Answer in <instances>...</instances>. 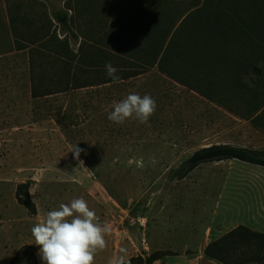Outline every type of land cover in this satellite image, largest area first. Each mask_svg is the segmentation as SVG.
<instances>
[{
    "label": "rangeland",
    "instance_id": "obj_1",
    "mask_svg": "<svg viewBox=\"0 0 264 264\" xmlns=\"http://www.w3.org/2000/svg\"><path fill=\"white\" fill-rule=\"evenodd\" d=\"M152 4L0 0V264H28L34 258L43 264L31 234L38 221L36 205L42 219L60 203L80 197L102 224L112 227L94 264H108L113 256L124 255L127 261L160 251L170 254L152 264L204 256L209 233L236 221L264 232V166L223 160L204 163L184 178L175 175L189 156L211 144L264 154V105L260 111L252 109L255 100L264 99V69L256 72L253 63L250 77L243 79L245 86H257V95L240 91L232 78L238 73L235 60L242 58L249 43L248 33L230 36L217 47L219 52L228 50L222 54L228 53L232 68H222L216 60L213 66L207 63L208 69H190L181 61V74L192 89L158 65H144V52H133V40L141 35L133 22L154 18L144 11ZM250 5L251 11L261 13L264 0ZM60 8L69 12L80 39L88 40L84 66L90 74H79V82L87 86L59 88L67 76L58 38L66 34L51 11ZM250 17L248 11L243 15L244 20ZM35 36L46 37L36 72L44 86L55 85L53 94L41 97L32 95L29 49L15 47L16 39ZM255 52L250 50L251 55ZM109 61L117 68L118 81L106 75ZM258 64L263 68L264 61ZM138 69L141 73L133 75ZM129 92L156 100V111L147 122L129 118L116 124L108 119L113 101ZM75 147L83 149L79 159ZM21 184L26 185L19 189Z\"/></svg>",
    "mask_w": 264,
    "mask_h": 264
},
{
    "label": "trees",
    "instance_id": "obj_2",
    "mask_svg": "<svg viewBox=\"0 0 264 264\" xmlns=\"http://www.w3.org/2000/svg\"><path fill=\"white\" fill-rule=\"evenodd\" d=\"M151 1L155 7L147 5L144 11L146 14L153 15L154 18L147 22H133V27L136 25L138 31L141 32V35L137 36L139 39L133 40V52H144L146 57L139 58L144 65H158L160 70L171 78L190 85L181 74V66L179 65L181 61L190 69L194 67L208 69L207 63H211L213 66L212 62L216 60L221 62L222 68H232L231 59L225 55L228 53L222 54L228 50L219 52L217 47L222 45L230 36L236 37L239 33H248L249 43L245 44L242 58L235 60L238 63L236 67L238 73L232 78L234 85L240 91L244 89L248 92H254V95L258 94L257 86L254 85L253 88L245 86L243 79L246 75L250 77V68L253 63L255 65L252 68L256 72L262 73L264 69V66L262 68L258 64L260 61H264V29H262L264 9L261 13L251 11L253 5H250L254 1L259 2V0ZM247 11L251 17L249 20H244L243 15ZM51 17L59 25L61 31L66 34L65 38H58L64 54L59 58L63 65L64 77L67 76L65 80L60 82L62 86L59 88L67 90L71 85L79 87L89 85L85 81L79 82L81 79L79 74L82 71L85 74H90V71L84 66V51L86 46H89L88 40L80 39V35L72 27L67 10L63 8L53 9ZM12 25L14 27V21ZM68 34H71L70 39L67 38ZM45 38L35 36L15 40L16 49H29V64L32 73L31 90L34 97L50 95L55 92L53 88L55 85L44 86L42 77L40 78L39 73L36 72L39 67L37 59L43 51L41 46L44 45ZM38 44L40 45L38 46ZM71 44H77L79 49L76 51ZM249 49L256 51L255 54L251 55ZM247 50L249 53L246 52ZM247 54L251 56L250 59ZM197 61L201 64H197ZM133 65H137L134 60ZM140 70H133V75L141 73ZM251 79L254 80V78ZM80 83L84 85H80ZM191 88L193 89L192 86ZM254 105L252 109L260 111L261 105H264V99L262 101L255 100ZM233 159L264 166V154L258 150L220 143L207 145L196 150L176 169L175 175L178 178H184L204 163ZM24 185L26 184H21L19 189ZM21 200L30 205L28 200ZM166 254L170 253L160 251L145 258L143 256L133 257L127 260L126 264H152ZM205 255L223 264H264V232L254 230L243 224L238 225L208 244L205 248ZM11 264H15V261ZM28 264H37L36 259L34 258Z\"/></svg>",
    "mask_w": 264,
    "mask_h": 264
},
{
    "label": "clouds",
    "instance_id": "obj_3",
    "mask_svg": "<svg viewBox=\"0 0 264 264\" xmlns=\"http://www.w3.org/2000/svg\"><path fill=\"white\" fill-rule=\"evenodd\" d=\"M105 69L113 81L120 79L111 61L106 63ZM156 108L157 102L151 95L129 92L123 99L113 101L108 119L116 124H123L129 118L145 123ZM72 151L79 159L83 149L75 147ZM36 208L38 221L31 228V234L39 246L38 255L43 264H94L96 253L106 247L105 237L111 233L112 227L107 222H100L84 198L62 202L47 211L42 219L39 218V205ZM108 264H126L125 257L113 256Z\"/></svg>",
    "mask_w": 264,
    "mask_h": 264
},
{
    "label": "crops",
    "instance_id": "obj_4",
    "mask_svg": "<svg viewBox=\"0 0 264 264\" xmlns=\"http://www.w3.org/2000/svg\"><path fill=\"white\" fill-rule=\"evenodd\" d=\"M235 181H238L239 183L240 182L241 183L246 182V180H235ZM230 184H231V181L227 180L226 186H229ZM238 225H241V223L240 222L238 223V221H236L235 223H232L231 225H227L223 228L219 227L215 233H213V231H211L209 233V236L211 235L209 237V241L210 242L215 241L216 239L220 238L222 235H224L225 233H227L231 229L237 227ZM261 232H263V231H261ZM208 244H209V242L205 245V248L207 247ZM169 264H223V263L219 262L216 259H213L211 257L204 255V256H197V257H195V256L194 257H185V258L183 257V258L176 260V261H173V262L170 261ZM248 264H255V263H248Z\"/></svg>",
    "mask_w": 264,
    "mask_h": 264
}]
</instances>
